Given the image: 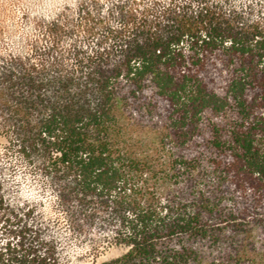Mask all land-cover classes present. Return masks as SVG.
Masks as SVG:
<instances>
[{
	"label": "trees",
	"instance_id": "16d2710c",
	"mask_svg": "<svg viewBox=\"0 0 264 264\" xmlns=\"http://www.w3.org/2000/svg\"><path fill=\"white\" fill-rule=\"evenodd\" d=\"M33 26L0 57V264H264V0H78Z\"/></svg>",
	"mask_w": 264,
	"mask_h": 264
},
{
	"label": "rangeland",
	"instance_id": "374dc122",
	"mask_svg": "<svg viewBox=\"0 0 264 264\" xmlns=\"http://www.w3.org/2000/svg\"><path fill=\"white\" fill-rule=\"evenodd\" d=\"M76 1L78 0H0V57L20 51L26 42L40 36L33 26L37 16L51 14ZM21 192L26 196L33 195L31 188L27 185L22 187ZM118 253L113 248H105L93 257L86 250L71 247L68 260L73 264H91L93 261L100 262L113 258Z\"/></svg>",
	"mask_w": 264,
	"mask_h": 264
}]
</instances>
